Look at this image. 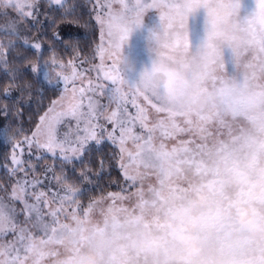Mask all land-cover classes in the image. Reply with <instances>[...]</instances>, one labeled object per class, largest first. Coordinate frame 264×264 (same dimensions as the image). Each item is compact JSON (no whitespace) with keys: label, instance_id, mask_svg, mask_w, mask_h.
Masks as SVG:
<instances>
[{"label":"snow or ice","instance_id":"1","mask_svg":"<svg viewBox=\"0 0 264 264\" xmlns=\"http://www.w3.org/2000/svg\"><path fill=\"white\" fill-rule=\"evenodd\" d=\"M36 2L0 0V7L27 21L40 15ZM51 3L64 9L61 19L73 15L62 0ZM253 3L246 11L245 0H98L107 11L96 13V82L76 87L83 75L74 62L59 63L54 75L64 91L31 138L14 145L11 160L18 166L14 171H24L16 148L23 151L26 144L29 154L35 147L83 162L107 141L118 149L111 159L117 160L123 184L104 193L103 159L94 172L89 160L80 173L90 187L53 176L63 195L35 190L39 180H16L10 196L23 204L26 222L18 224L0 203V238L12 235L0 243V264H85L88 250L98 264H264V0ZM153 15L158 20L149 34L154 59L130 85L122 76L123 47ZM197 27L203 38L194 43ZM8 35L19 39L14 24ZM30 47L41 50L39 43ZM51 63L57 65L55 57ZM43 67L52 82L48 63ZM10 76L14 81L16 73ZM89 93L106 95L116 107L108 111ZM149 108L157 119H149ZM8 112L5 104L0 115ZM100 118L104 124L96 123ZM65 120L76 121L75 140L61 138L58 129ZM93 191L99 195L83 203Z\"/></svg>","mask_w":264,"mask_h":264},{"label":"trees","instance_id":"2","mask_svg":"<svg viewBox=\"0 0 264 264\" xmlns=\"http://www.w3.org/2000/svg\"><path fill=\"white\" fill-rule=\"evenodd\" d=\"M62 4L70 7L73 15L61 19L65 16L63 8L54 5L51 0L37 2L34 10L40 15L18 23L19 39L9 37L8 31L0 30V45L4 46L0 48V109H3L5 104L9 109L7 115H0V200L11 201L15 211L12 217L18 224H24L25 212L20 205L14 204L10 196L18 174L22 173L12 169L13 147L33 133L40 122V117L64 91L62 81L49 82L45 79L43 65L47 62L49 66L47 70L51 71L59 68V63L68 65L69 61H73L75 67L79 68L91 65L99 59L96 50L100 43V26L96 22L95 2L62 0ZM44 13L48 15L45 16ZM37 20L39 23L36 22ZM53 20L55 26L52 25ZM66 27L74 29L75 33L62 34V29ZM57 33L59 38H54ZM10 41L14 46L9 47ZM33 43H39L41 50L34 51L30 47ZM53 57L58 62L55 66L51 63ZM37 64L41 66L40 71L31 72L30 68ZM13 72L16 73L14 81L10 76ZM6 89L11 92L10 96L4 95ZM7 138H12L11 142ZM22 147L27 152L26 144ZM93 148L95 149V145ZM114 153H118V149L105 141L99 152L94 151L91 157L85 156L83 162L80 160L68 162L62 158L43 156L37 159L40 162L37 172L42 173L49 166L57 176H67L68 183L78 188L90 187L87 181L80 179V173L89 166V160L94 172L98 168L99 161L103 159L107 163L104 166V177L100 181V186L106 194L116 190L117 182L123 184L117 160L111 159ZM98 195V191L88 192L82 202L86 204L89 198Z\"/></svg>","mask_w":264,"mask_h":264},{"label":"rangeland","instance_id":"3","mask_svg":"<svg viewBox=\"0 0 264 264\" xmlns=\"http://www.w3.org/2000/svg\"><path fill=\"white\" fill-rule=\"evenodd\" d=\"M93 1L95 2L94 7H96V13L98 11H107V9H100L97 6L98 0H93ZM37 2H40V0H37ZM109 2H111V0H99V3H109ZM245 3H246V11H251L254 6L253 0H245ZM32 10L33 9H29V11H32ZM20 21H24V18L21 17L20 14L16 12L14 9L0 7V30L7 32L13 24L15 25L16 30H18L17 27L19 26L18 23ZM156 27H158V20L156 19L155 15H153L149 18L148 22L146 23L144 27L135 29L130 34L128 43L123 47L122 54H123L124 61L122 65V76L130 85L137 84L140 80L142 73L145 71V69L151 68L152 60L154 59V53L151 50L153 45L151 41L149 40V34ZM61 32L62 34L64 33L74 34L75 30L71 28L69 29L66 27V28H63ZM202 38H203V30L201 27H197L192 37L193 42L198 43L199 40ZM225 59H226V68H227L228 73L230 75L234 74L235 70H234L232 58L227 51L225 52ZM99 64H100V60L98 59L97 62L91 65L88 64L86 67H79V68L75 67L76 71L83 75L82 80L75 81L76 87L79 88L82 85L87 86V82L89 79L93 80V82L95 83L97 80V70H98L97 66ZM60 70H61L60 68H56L50 71L53 73L54 82L55 80H57L55 78L54 73ZM64 71L70 72V69L65 68ZM89 95H92L93 99L95 101H98L100 106H106V105L109 106L108 111H111L116 107L115 104L109 105V98L106 95L101 96V95H94L92 93H89ZM59 98L57 100H59ZM85 103H87V101H85ZM138 103H143L142 99L139 100ZM127 107L130 113L135 114L136 109L132 107L131 103H129ZM85 111H87V109H85ZM148 111H149L150 120L157 119V114L152 109L149 108ZM96 123L104 124L105 121L103 120V118H100L98 121H96ZM80 127L81 129H83L84 127L83 122H81ZM111 127L112 125L110 124L107 125V128L109 130L111 129ZM136 130L140 131L139 127H137ZM35 131L36 129L33 131V133ZM58 131H59L61 138H63L64 135L67 134L68 139L75 140L78 134L77 128H76V121L65 120L64 123H62L59 126ZM32 134L29 136V138H31ZM79 134L83 135L84 133L81 131ZM16 155H17V158L21 161V164L19 167H21L24 170H27L24 172L22 171V173L18 174L17 180L18 179H28L30 181L32 180L42 181V184H39L37 186V189L35 190L37 191L43 190L47 193L49 197H51L52 191H55L59 193L60 195L64 194L63 187L60 184H57V182L53 179V176H57L55 172H52V171H48L47 173L45 171L42 173L37 172L39 169V164H40V162L37 160V157L50 156L52 158H60L59 154H57V157H53L50 153H47L44 150L36 149L35 147H33V149L31 150V154H29V150L27 147V152H25L24 150L21 151V149H16ZM17 167H18L17 165L12 164L13 170L17 169ZM46 169H51V168L47 166ZM49 189H51V191H49ZM31 191H34V189L30 188L29 192ZM29 202L34 203L35 201L34 199L30 198ZM0 203L6 206V209L9 212V215L13 216L15 214V211L11 205V201L0 200ZM14 204L20 205L23 210L24 206L21 202L14 200ZM41 208L45 212L48 211L47 208H44L43 203H41ZM25 222H26V214L24 213L23 223ZM11 239H12V235L8 234L0 238V243H6L7 241Z\"/></svg>","mask_w":264,"mask_h":264},{"label":"clouds","instance_id":"4","mask_svg":"<svg viewBox=\"0 0 264 264\" xmlns=\"http://www.w3.org/2000/svg\"><path fill=\"white\" fill-rule=\"evenodd\" d=\"M85 264H98V257L96 253L92 250H88L84 253Z\"/></svg>","mask_w":264,"mask_h":264}]
</instances>
